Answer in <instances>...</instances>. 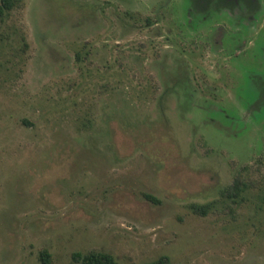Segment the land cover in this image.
I'll list each match as a JSON object with an SVG mask.
<instances>
[{"label": "rangeland", "instance_id": "1", "mask_svg": "<svg viewBox=\"0 0 264 264\" xmlns=\"http://www.w3.org/2000/svg\"><path fill=\"white\" fill-rule=\"evenodd\" d=\"M231 1L22 0L0 20V264H264V0Z\"/></svg>", "mask_w": 264, "mask_h": 264}, {"label": "trees", "instance_id": "2", "mask_svg": "<svg viewBox=\"0 0 264 264\" xmlns=\"http://www.w3.org/2000/svg\"><path fill=\"white\" fill-rule=\"evenodd\" d=\"M22 0H0V20L3 21L6 16H8L13 10L19 7V4ZM197 1V0H196ZM201 2L200 0H198ZM205 2V0H203ZM247 189V184L239 179H235L232 185L227 187L225 191V196H227L233 202L236 198L240 196L242 192ZM145 198L152 202H157L156 199L150 195H145ZM190 210L201 217L208 216L212 210L211 204L198 205L191 204ZM228 210H232L228 208ZM40 260L43 264L50 263V254L47 251L40 252ZM72 260L77 264H123L115 259V257L105 251L99 250H91L85 253L75 252L72 255ZM142 264H172L171 259L168 256H161L158 259L145 262Z\"/></svg>", "mask_w": 264, "mask_h": 264}, {"label": "flooded vegetation", "instance_id": "3", "mask_svg": "<svg viewBox=\"0 0 264 264\" xmlns=\"http://www.w3.org/2000/svg\"><path fill=\"white\" fill-rule=\"evenodd\" d=\"M198 4H197V6H198V11L200 12V11H202L203 10V7H200V8H202V9H200L199 8V5H201L202 6V3H203V1L202 2H199V1H196ZM207 2V1H206ZM234 3H235V0H233V2L231 1V3H230V5H234Z\"/></svg>", "mask_w": 264, "mask_h": 264}]
</instances>
